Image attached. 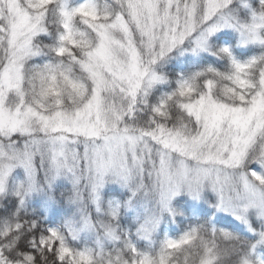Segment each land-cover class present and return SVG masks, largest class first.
<instances>
[{
    "label": "snow or ice",
    "instance_id": "snow-or-ice-1",
    "mask_svg": "<svg viewBox=\"0 0 264 264\" xmlns=\"http://www.w3.org/2000/svg\"><path fill=\"white\" fill-rule=\"evenodd\" d=\"M0 264H264V0H0Z\"/></svg>",
    "mask_w": 264,
    "mask_h": 264
}]
</instances>
